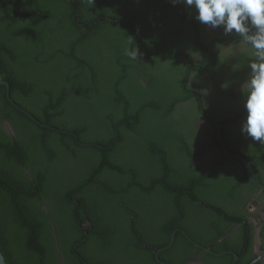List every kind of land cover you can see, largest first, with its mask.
<instances>
[{
  "label": "trees",
  "instance_id": "16d2710c",
  "mask_svg": "<svg viewBox=\"0 0 264 264\" xmlns=\"http://www.w3.org/2000/svg\"><path fill=\"white\" fill-rule=\"evenodd\" d=\"M196 15L194 7L163 0H0V81L9 85H0V251L6 264H184L192 259L196 249L186 238H194L186 219L193 205L183 201L196 202L190 183L203 167L191 164L195 152L182 134L185 112L173 115L186 96L185 80L177 76L168 86L171 77L185 72L184 49L147 37L159 19L168 28L172 22L186 31L201 27ZM197 47L208 55L200 61L211 68L217 50ZM131 52L138 53L136 59ZM244 59L237 72L252 73ZM210 74L218 88V74ZM7 91L35 120L9 101ZM241 96L246 101L248 93ZM241 114L247 115L245 105L236 106L229 120L236 122ZM3 121L13 137L1 128ZM187 128L195 130L188 121ZM222 134L226 142L224 128ZM116 135L118 140L102 142ZM164 135L176 145L177 161L167 155ZM242 135L247 136L239 131L236 140ZM123 141L129 157L117 158ZM157 144L163 145L144 153L147 145ZM254 149V158L264 156V143ZM160 182L166 183L163 190ZM179 184L189 185V191H179L183 201L174 192ZM228 188L221 187L223 197ZM208 191L214 194L213 183L199 192ZM151 202H162L164 215L151 212V207L162 209ZM202 206L207 208L195 205L198 213ZM210 206L215 215L201 225L218 233L228 215L222 205ZM246 206L249 202L244 215ZM145 214L158 221L145 225ZM176 227L180 231L164 250ZM160 231L165 236L157 238ZM180 241L185 245L177 255ZM160 248L163 263L155 257Z\"/></svg>",
  "mask_w": 264,
  "mask_h": 264
},
{
  "label": "flooded vegetation",
  "instance_id": "af4514ba",
  "mask_svg": "<svg viewBox=\"0 0 264 264\" xmlns=\"http://www.w3.org/2000/svg\"><path fill=\"white\" fill-rule=\"evenodd\" d=\"M180 12L183 14L182 11ZM172 25L168 28L165 26V21L162 22L159 19L150 29L151 33L147 38H152L158 44L162 40L164 47L180 46L181 49H184V53L180 57L184 62V68L187 70L185 69L184 73L171 77L168 80V86L174 83L177 76L185 80L182 90L186 96H184L179 104H175L176 111L173 115L176 116L181 111L185 112V114L182 113L186 117L182 122L185 125V128H182V134L188 145L195 152L193 155L195 157L192 159L191 164L196 168L198 165L203 167L198 172L200 177H196L195 182L190 183V186H194L192 187V198L194 197L196 202H184L183 198L185 195L179 192L183 188H185V191H189V185L186 187L187 184H179L174 191L175 196L180 198L183 203L193 205L187 214L186 221L188 222L186 224L187 228H190L192 231L191 233L195 240L194 238L187 237V235L186 238L195 247L196 251H194L192 259L189 260L187 258L182 262L184 264H244L245 258H250L248 264H264V191L249 180L246 165L238 159L240 156L251 163V176L258 179L264 186V163L262 165L258 163L264 159L257 160L262 155L254 158L256 153L254 148L260 146L262 143L245 135L240 136L236 140L237 137L235 135L239 131L241 132L240 124L246 121V114H241L236 122L229 120L231 111L235 112L236 106L242 108L246 104L245 99L241 96V92L249 93L247 81L251 79L252 73L248 71L237 72V70L240 67L242 68V61L245 62V57H248L249 66L251 62H259L255 56V49L240 34L236 33L235 30L232 33L226 34L223 25L213 28L210 25L202 24L201 27H189L187 31L179 28L180 26H176L174 22H172ZM246 26L250 29L248 35H254L256 29L250 23H247ZM140 46L143 45L141 44ZM184 46H193L195 51L189 50ZM197 46H208L209 52H211L212 46L217 50L214 59L210 58L211 68H208L206 63L200 61L201 57L207 58L208 55L206 52L199 50ZM211 71H216L218 74L216 78L218 88L213 87ZM234 78L235 80H233ZM140 82L143 85L148 84L145 77H141ZM232 89L238 93L236 97L232 95ZM191 115L193 116L192 119L190 118ZM186 120L195 129L191 133L188 131ZM1 128L7 135L13 137V130L8 122L3 121ZM223 128L226 131L227 143L224 141L222 134ZM168 138L170 137L167 135L162 137V141L165 142L167 147H165L167 155L172 160L173 157L179 159L174 150L176 145H174V148L173 144L169 145ZM118 139V135L108 138L104 137L102 142ZM124 141L119 145L116 153L117 158L119 154H126L128 156ZM232 141H236V143L232 144ZM162 145H147L144 153L152 154L157 151L159 146L162 147ZM230 148L237 150L239 148L242 154ZM101 150L102 145L99 146V151L96 152V156L99 158L103 155ZM112 152L114 153L115 150L111 151L110 154ZM162 156L160 158H163ZM228 156H232L241 162L244 168L239 163L233 164L234 162L228 159ZM177 159L173 161H177ZM97 161L101 165L102 160L97 159L95 162L97 163ZM216 162L220 167L213 165ZM254 163H258L256 168L253 167ZM242 169H244L245 175L243 177L241 175ZM261 177L263 178L262 181ZM209 183H213L215 186L214 194H211L209 191L205 194L199 192L200 190H204V186H207ZM226 184L229 187V193H226L225 197H223L222 194L224 193L221 191V187L226 186ZM160 186L161 190H163L166 187V183L160 182ZM200 187L202 189H199ZM198 197H203L208 202L201 203L198 201ZM248 202L249 206H246V215H244L243 209H245L244 206ZM151 203L155 205L161 204L162 207V209L151 207V212L162 210L159 216L164 215L165 208L162 202ZM210 203L222 205L228 215L223 223V230L218 233H208V230L201 225V220L206 221L207 218L215 215ZM196 204L205 205L207 208L204 209L202 206L203 210L198 213V206L195 207ZM201 213L203 214L200 218ZM227 218L231 219L228 225L226 222ZM164 220L165 217L162 220L159 218L160 222H164ZM153 221L157 222L158 218L156 216L150 218L145 214V225ZM147 228L149 229V227ZM178 231H180V228L176 227L171 233L168 246L164 250L172 246ZM162 235L165 236V231L158 232L156 237L161 238ZM172 240L173 242L171 243ZM184 245L185 242L180 241L177 255L181 253ZM205 249H209L210 251L206 252ZM162 250L160 248L155 253L156 259L161 263L163 262L159 260L158 255ZM204 253H208L212 257H207ZM170 256L172 258L176 257L174 252Z\"/></svg>",
  "mask_w": 264,
  "mask_h": 264
},
{
  "label": "clouds",
  "instance_id": "9594fccd",
  "mask_svg": "<svg viewBox=\"0 0 264 264\" xmlns=\"http://www.w3.org/2000/svg\"><path fill=\"white\" fill-rule=\"evenodd\" d=\"M194 7L196 19L213 28L224 26L226 34L235 30L255 49L259 62L250 64L252 75L247 81L249 89L246 100L247 119L241 132L255 141L264 143V0H172ZM250 23L256 29L254 35H248ZM133 59L137 52L129 53Z\"/></svg>",
  "mask_w": 264,
  "mask_h": 264
},
{
  "label": "water",
  "instance_id": "95a60500",
  "mask_svg": "<svg viewBox=\"0 0 264 264\" xmlns=\"http://www.w3.org/2000/svg\"><path fill=\"white\" fill-rule=\"evenodd\" d=\"M165 1H172V0H165ZM0 85H5V86L7 87V89H8V87H9L8 83H7V82H4V81H0ZM7 98L9 99V101H10L13 105H15V103H14L13 101H11V99L9 98V91H7ZM15 106H16L19 110H21L22 112L26 113L31 119L35 120L34 117H33L32 115L28 114L26 111H24L23 109H21V108L18 107L17 105H15ZM43 126H46V125H43ZM238 159H239L240 161H242V162L246 165L249 180H250L253 184H255L259 189H261L262 191H264V186L259 182L258 179L253 178V177L251 176V174H250L251 163H250L249 161L243 159V158L240 157V156L238 157ZM259 159H264V156H261V157L258 158L257 160H259ZM172 242H173V240L171 241V243H172ZM205 251H206V252H209L210 250H209V249H205ZM0 264H6L5 259H4L3 255H2L1 251H0Z\"/></svg>",
  "mask_w": 264,
  "mask_h": 264
},
{
  "label": "bare ground",
  "instance_id": "6f19581e",
  "mask_svg": "<svg viewBox=\"0 0 264 264\" xmlns=\"http://www.w3.org/2000/svg\"><path fill=\"white\" fill-rule=\"evenodd\" d=\"M212 99V98H211ZM189 133V132H188Z\"/></svg>",
  "mask_w": 264,
  "mask_h": 264
}]
</instances>
